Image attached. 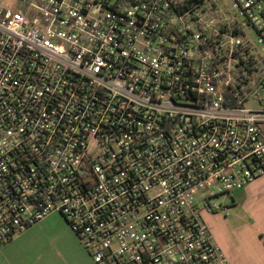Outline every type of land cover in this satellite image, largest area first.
<instances>
[{
  "label": "built area",
  "instance_id": "1",
  "mask_svg": "<svg viewBox=\"0 0 264 264\" xmlns=\"http://www.w3.org/2000/svg\"><path fill=\"white\" fill-rule=\"evenodd\" d=\"M263 127L264 0H0V246L56 212L95 264H230L201 211Z\"/></svg>",
  "mask_w": 264,
  "mask_h": 264
},
{
  "label": "crops",
  "instance_id": "2",
  "mask_svg": "<svg viewBox=\"0 0 264 264\" xmlns=\"http://www.w3.org/2000/svg\"><path fill=\"white\" fill-rule=\"evenodd\" d=\"M231 199L239 208L238 216L235 218L233 215L234 219L244 223L232 226L225 222V213L208 214L207 224L215 240L230 264H264V174L235 192ZM75 248L80 256L72 262H65L58 256L55 260L41 259L36 263L22 259L2 264H92L87 249L86 252L77 241Z\"/></svg>",
  "mask_w": 264,
  "mask_h": 264
},
{
  "label": "rangeland",
  "instance_id": "3",
  "mask_svg": "<svg viewBox=\"0 0 264 264\" xmlns=\"http://www.w3.org/2000/svg\"><path fill=\"white\" fill-rule=\"evenodd\" d=\"M213 202L226 204L228 205V209L218 210L216 212L202 209L201 215L206 224L208 214L216 215V213H225V217L223 216L225 222H229L232 226L235 224L240 226L244 223V221L234 219L233 215L235 218L238 216L237 212H239V208L232 202L231 197L221 194L213 198ZM207 226L208 228L210 227L208 224ZM210 232L213 235L211 230ZM76 241L81 247L85 248L63 217L53 212L48 214L46 218L41 221L34 223L27 229L14 235L11 240L1 245L0 263L19 261L22 259L36 263L41 259L55 260L58 259V256L65 262L66 260L72 262L75 258L80 256L75 248ZM85 251L87 252L86 248ZM87 254L89 255L88 252ZM89 258L92 264H95L90 255Z\"/></svg>",
  "mask_w": 264,
  "mask_h": 264
},
{
  "label": "trees",
  "instance_id": "4",
  "mask_svg": "<svg viewBox=\"0 0 264 264\" xmlns=\"http://www.w3.org/2000/svg\"><path fill=\"white\" fill-rule=\"evenodd\" d=\"M198 0H182L183 3H185L186 5L191 4L193 2H197Z\"/></svg>",
  "mask_w": 264,
  "mask_h": 264
}]
</instances>
